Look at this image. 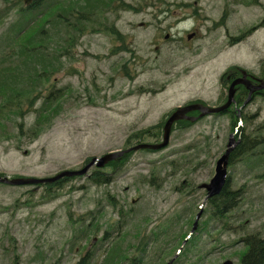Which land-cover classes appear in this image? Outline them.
<instances>
[{"label": "rangeland", "instance_id": "374dc122", "mask_svg": "<svg viewBox=\"0 0 264 264\" xmlns=\"http://www.w3.org/2000/svg\"><path fill=\"white\" fill-rule=\"evenodd\" d=\"M87 1L80 0V6L86 7ZM125 1L137 5L143 0ZM164 1L174 3L194 0ZM2 7L3 1L0 0V9ZM123 17L125 23L122 27L125 29L130 15ZM14 18L13 14L6 19L5 25L0 28V35ZM109 18L108 14L104 17L99 11L91 16L89 28L98 30ZM252 19L254 21L255 17ZM145 22H150V16L145 15ZM96 33L83 37L74 56H70L71 61L65 59L62 46H49L50 52L58 51L59 54V61L52 69L49 68L51 81L58 89L66 88V96L54 102L51 109H60L62 113L46 133L35 138H29L25 131L35 122V115H30L25 120L16 116L2 117L0 173L10 177H51L64 170L80 169L89 158H100L107 153L121 151L132 133L160 123L161 117L175 108L200 97L214 98L215 79L207 77L206 71L220 73L232 63L252 67L262 54L261 51H264L263 35L259 39H253L250 44L252 52H248L252 59L247 58L245 50L220 55L224 37V31H221L217 32L214 39L193 46V51L201 55L189 53L178 60L174 57V77L164 75V71L170 70V66H163V71L160 70L159 73L151 72L148 67L135 81H129L124 77L123 70L128 55L123 61L121 54L124 52L111 55V51L116 50L118 47L115 46L120 43L112 44L111 37L101 35L102 33L94 35ZM152 37V28H132L131 48L135 49L137 58H154L150 45ZM215 43L220 45L213 50L211 46ZM19 58L16 54L6 58L2 70L8 67L7 61L11 59L18 65ZM137 62L141 65L140 60ZM4 73L6 72H1V75ZM40 81L42 83L44 78ZM141 88L151 89L156 93L142 95L139 93ZM42 102L40 100L39 104ZM259 107L264 110V101L258 102L252 110L256 111ZM229 136L227 119H211L196 124L187 132L174 133L169 149L160 154H135L129 164L117 174L113 184L95 187L86 178L75 180L65 185L60 197L47 200V196L38 190L35 192L37 199L34 203L38 199L40 203L32 208L23 205L30 198L31 194L27 193L29 189L0 186V210L5 212L3 208H11L10 212L0 215V264H43L47 257L50 260L46 264H54V259L58 258L61 259L59 264H78L82 258L81 250L84 252L96 237V243L101 242L106 222L116 225L119 220L124 232L132 233L139 224L147 227L149 234H159L161 244H169L167 248L171 254L167 259L173 258L171 249L176 245L175 238L181 233L178 230L184 225L183 230L186 229L183 218L171 230L170 222L184 211L181 203L183 197L176 194L175 188L181 186V180L185 178L191 183L194 190L190 192L191 201H187L185 207L188 208L192 202V211L197 212L196 207L201 205L205 196L197 187L213 176L215 162L223 154ZM172 162L174 165H171ZM248 167V162L240 163L232 172L237 180V188L244 186L248 193L231 214L234 216L233 221H249L245 226L246 231L264 234V178L261 179L258 175L264 173V163L263 166L253 167L250 173ZM160 169H166L161 175L166 182L162 183L157 179L151 185L149 181L153 172ZM170 178L173 180L169 181ZM107 196L114 198L112 202L116 203L117 210L108 205ZM17 200L22 205L16 210L14 205ZM88 213L97 217L95 224L98 222L102 225L96 235H93L96 225L90 228L89 236L77 233L79 227L73 228L71 225L74 217ZM89 222L90 219L85 222V226ZM7 231L10 235L5 236ZM117 233L118 229L110 230L108 235ZM244 233L227 232L220 239L225 244L224 249L212 254L206 255L211 250L210 244L207 243L205 248L200 247L203 249L200 264H219L232 254L235 258V250L245 251L243 245L235 249L228 247ZM10 237L16 240H11ZM73 241L76 244L71 245ZM203 242L207 241L203 239ZM220 245L217 243L216 247ZM42 252L45 253V258L41 260ZM94 262L100 264L102 260L96 258ZM197 263L199 259L188 262Z\"/></svg>", "mask_w": 264, "mask_h": 264}, {"label": "trees", "instance_id": "16d2710c", "mask_svg": "<svg viewBox=\"0 0 264 264\" xmlns=\"http://www.w3.org/2000/svg\"><path fill=\"white\" fill-rule=\"evenodd\" d=\"M92 1L93 2H90L88 6L92 11H94V8H99L102 5V3L100 4L97 2L99 0ZM37 3L38 1L34 3L33 9L25 12L26 22L24 26L28 27L30 31L27 37H24L21 42H19L21 43L22 55L26 56L27 59L24 60L21 66H17L12 59L7 61L9 65L6 70V82L3 81L4 84L0 88V97L3 98L4 101L0 104V107L1 110H3L2 113L5 114L6 112L9 117L15 116L16 114L21 116V107L24 105L25 99L27 98L26 103L32 106L36 100V95H34V93L50 85L48 81H43L38 84L41 78H45L50 74L49 68L52 69L56 65L55 63L59 61L58 51L50 52L49 46L52 44H65L54 41L52 37L60 35L61 30L67 26L70 15L75 14L76 10H82L78 3L77 6L72 8L70 0L56 1L53 4L47 5V8L44 6H37ZM108 5H112V3L109 2ZM41 10L44 12L43 14L42 12L39 13ZM59 39H62V37L59 36ZM0 45L2 47H0L2 56H5V58L14 56L13 50L16 44L1 42ZM68 45H72L71 41H68ZM68 45L62 46L65 53L68 52ZM49 55L52 56L49 57ZM57 112L58 110L51 109L49 104L47 107L42 108L39 111V118L36 120L34 130L30 131L33 134H37L46 129L50 126L52 119L58 114ZM161 128L162 126L160 125L155 128L143 130L132 135L127 143L128 145L133 141H136L135 143H141L146 140L147 137L158 138L161 135ZM253 145H255L254 142L249 140V138L243 139V142L234 151L232 160L236 158V155L243 153V151L244 153L248 152L250 149L247 150V148ZM128 159L129 157H125L121 162L111 163L108 166V173L98 170L94 171L90 177V181L97 186L109 184L115 173H117V170L121 169ZM65 182H67V180H62L54 186H48L47 189L51 191L54 187H61ZM239 197L240 191L233 193L230 191L229 184H226L220 197L217 199V205L214 204L213 200L210 203V219H214V214L216 215L218 213L219 220L222 223L226 218V213L237 207ZM247 245L249 249L242 257L243 264H264V239L254 236L247 239Z\"/></svg>", "mask_w": 264, "mask_h": 264}, {"label": "flooded vegetation", "instance_id": "af4514ba", "mask_svg": "<svg viewBox=\"0 0 264 264\" xmlns=\"http://www.w3.org/2000/svg\"><path fill=\"white\" fill-rule=\"evenodd\" d=\"M260 8L259 20L255 23H245L239 27L237 37L229 36L228 46L235 47L244 42L248 36L258 29L264 28V1L262 0H211L205 3L204 0L193 2V7L188 6H165V7H150L149 13L154 21L150 28L154 32L153 48L157 56L152 60V64L163 63L167 59L170 64L169 72H164L167 75H174L172 70V58L176 53H185L195 43L206 41L212 33H217L221 28L228 29V24L243 23V12L250 7ZM186 13V14H183ZM191 14V15H190ZM131 15L136 16L131 13ZM193 21V23H189ZM123 24V23H122ZM120 25V24H119ZM128 31L132 32L131 23H126ZM116 27V24H115ZM219 29V30H218ZM190 38H193L190 40ZM218 45H214V48ZM228 47H224V51ZM232 50V49H229ZM126 56L127 54H123ZM130 61L132 55L128 54ZM135 61V60H133ZM175 67V66H174ZM158 70H154L157 72ZM218 96L213 102L215 107L224 105L228 100L230 87L233 83H238L234 87V103L227 111V115H231L234 119L247 117L248 106L245 102L249 97L252 101L264 96V90L257 91V87L264 85V70L247 71L242 67L236 66L229 73H224L218 77ZM252 89L256 91L251 94ZM204 106H211L205 100H199ZM240 110V111H239ZM199 113L190 114L189 117H196ZM244 133L241 134L240 142H243ZM245 139V138H244ZM240 143V144H241Z\"/></svg>", "mask_w": 264, "mask_h": 264}, {"label": "water", "instance_id": "95a60500", "mask_svg": "<svg viewBox=\"0 0 264 264\" xmlns=\"http://www.w3.org/2000/svg\"><path fill=\"white\" fill-rule=\"evenodd\" d=\"M194 109H198V108H186L183 110L178 111L176 114H174V116L168 121V123L165 126V141L162 145L159 146H151V145H139L135 148H133L132 150H129L127 152L124 153H113V154H108L106 156H104L101 159H94L90 164H88L81 172H77V173H73V172H66L61 174L60 176L53 178V179H47V180H19V181H14V182H8L5 180H1V183H7L10 185H28V184H45V183H53L63 177H73V176H81V175H85L90 168H92L93 166H97L99 168H103L105 165H107L108 163L116 160L119 157H122L125 153L131 152V151H137L140 149H149V150H159L162 149L164 147H166L168 145L169 142V137H170V132H171V128L172 125L175 121L183 119L185 114L188 113V111L194 110ZM217 112V111H215ZM233 145V142L230 143V146ZM234 149H230L228 151V153L219 161L218 163V168H217V174L215 176V178L212 180L211 184L209 186L206 187V189L209 191V196L213 197L217 194H219L222 189L224 188L225 185V179H226V168L228 165V158L230 153L233 151ZM201 214L198 216V220L200 219ZM197 220V222H198ZM197 226V223L195 224V227L192 231V233L195 231ZM225 264H232L231 262H226Z\"/></svg>", "mask_w": 264, "mask_h": 264}]
</instances>
